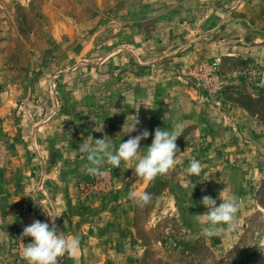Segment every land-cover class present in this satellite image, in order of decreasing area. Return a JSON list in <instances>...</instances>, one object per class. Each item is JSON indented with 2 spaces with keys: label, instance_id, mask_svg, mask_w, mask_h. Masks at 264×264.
Instances as JSON below:
<instances>
[{
  "label": "rangeland",
  "instance_id": "rangeland-1",
  "mask_svg": "<svg viewBox=\"0 0 264 264\" xmlns=\"http://www.w3.org/2000/svg\"><path fill=\"white\" fill-rule=\"evenodd\" d=\"M177 124L151 181L144 150L102 178L78 151ZM204 196L238 199L234 231L204 234ZM34 220L79 238L58 264H264V0H0V264Z\"/></svg>",
  "mask_w": 264,
  "mask_h": 264
},
{
  "label": "clouds",
  "instance_id": "clouds-1",
  "mask_svg": "<svg viewBox=\"0 0 264 264\" xmlns=\"http://www.w3.org/2000/svg\"><path fill=\"white\" fill-rule=\"evenodd\" d=\"M126 118L128 121L123 135L135 132L136 126L139 124L136 114L128 115ZM124 127L125 122L122 129ZM149 135L147 130L141 131L138 135L130 136L124 142L119 140L118 147H115L111 143L112 139L107 136L102 139L91 138L92 142H82L78 151L85 154L88 161L87 173L102 178L108 175V170L100 167L102 163L106 162L113 168H119L121 160L131 161L138 157L141 150H144L145 154L140 156L135 164L134 174L136 177L151 181L158 174L167 173L178 163L176 154L180 151L175 141L182 135V128L179 124L175 125L172 130L156 127L152 134L151 144L141 149L140 141L147 139ZM201 171L200 162L196 159L191 160L187 168L188 175L199 177ZM190 194L191 191L189 196ZM130 196L134 201L142 204H147L151 200V195L147 192L134 191L130 193ZM201 203L207 208L206 222L210 225L204 229L205 235L219 237L224 229L216 227L217 225H226L228 231L236 229L235 219L240 207L237 198H224L217 206L215 199L204 196ZM49 217L54 221L56 216L49 215ZM28 236L32 238L31 242L27 243L21 251V256L27 264H58V257L79 246L78 237L73 236L69 239L63 232L57 231L54 222L34 220L30 225L24 227L21 239Z\"/></svg>",
  "mask_w": 264,
  "mask_h": 264
},
{
  "label": "crops",
  "instance_id": "crops-1",
  "mask_svg": "<svg viewBox=\"0 0 264 264\" xmlns=\"http://www.w3.org/2000/svg\"><path fill=\"white\" fill-rule=\"evenodd\" d=\"M85 236H86V238H87L86 240H89V238H88V237H89V234H85ZM126 239L128 240L129 237H127Z\"/></svg>",
  "mask_w": 264,
  "mask_h": 264
}]
</instances>
